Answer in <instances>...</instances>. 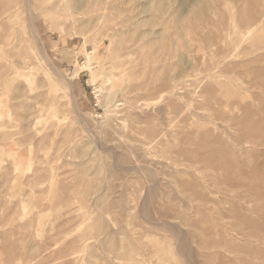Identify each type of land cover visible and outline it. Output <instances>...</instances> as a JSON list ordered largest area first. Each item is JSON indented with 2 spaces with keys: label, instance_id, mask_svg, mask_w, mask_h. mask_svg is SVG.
<instances>
[{
  "label": "rangeland",
  "instance_id": "rangeland-1",
  "mask_svg": "<svg viewBox=\"0 0 264 264\" xmlns=\"http://www.w3.org/2000/svg\"><path fill=\"white\" fill-rule=\"evenodd\" d=\"M0 264H264V0H0Z\"/></svg>",
  "mask_w": 264,
  "mask_h": 264
},
{
  "label": "bare ground",
  "instance_id": "bare-ground-1",
  "mask_svg": "<svg viewBox=\"0 0 264 264\" xmlns=\"http://www.w3.org/2000/svg\"><path fill=\"white\" fill-rule=\"evenodd\" d=\"M106 76H107V74H106ZM124 90V89H123Z\"/></svg>",
  "mask_w": 264,
  "mask_h": 264
}]
</instances>
